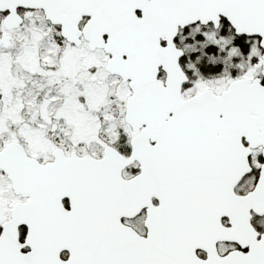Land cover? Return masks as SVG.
Here are the masks:
<instances>
[{"label": "snow or ice", "instance_id": "6c2138e0", "mask_svg": "<svg viewBox=\"0 0 264 264\" xmlns=\"http://www.w3.org/2000/svg\"><path fill=\"white\" fill-rule=\"evenodd\" d=\"M0 264H264V0H0Z\"/></svg>", "mask_w": 264, "mask_h": 264}]
</instances>
